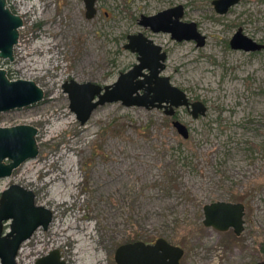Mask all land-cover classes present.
I'll list each match as a JSON object with an SVG mask.
<instances>
[{
  "label": "rangeland",
  "instance_id": "374dc122",
  "mask_svg": "<svg viewBox=\"0 0 264 264\" xmlns=\"http://www.w3.org/2000/svg\"><path fill=\"white\" fill-rule=\"evenodd\" d=\"M211 1L96 0L88 20L82 0H6L23 25L13 62L0 59V69L34 82L44 97L0 114V127L36 128L39 150L0 180V193L21 186L53 214L46 231L21 245L19 264L54 251L65 264H115L116 248L136 237L180 247L179 264H264V50L228 44L238 29L264 42V0H241L223 16ZM179 5L203 47L138 25L141 15ZM137 33L166 54L161 76L207 108L197 119L176 110L187 139L161 110L107 104L83 126L69 110L62 85L113 84L137 62L123 49ZM214 202L244 206L240 236L202 225V208Z\"/></svg>",
  "mask_w": 264,
  "mask_h": 264
},
{
  "label": "water",
  "instance_id": "95a60500",
  "mask_svg": "<svg viewBox=\"0 0 264 264\" xmlns=\"http://www.w3.org/2000/svg\"><path fill=\"white\" fill-rule=\"evenodd\" d=\"M96 0H83L85 18L90 20L96 14ZM240 0H212L214 12L223 16ZM183 7L176 6L152 16L141 15L138 25L153 33H168L176 42L194 41L197 48L204 46L194 23H182ZM22 19L12 13L6 0H0V59L13 62V50L19 38ZM123 49L136 55V63L126 72L120 73L111 85L100 86L73 80L62 85L67 95L69 110L83 126L93 112L107 104L120 103L123 107H137L146 110H161L165 116L173 117L175 110L185 108L193 119L206 114L207 108L201 102H189L185 92L172 86L168 77L161 76L166 54L141 33L127 35ZM234 51L260 52L264 45L242 34L238 29L229 41ZM43 91L32 81L9 80L0 69V114L29 107L43 100ZM172 127L183 139L189 136L187 128L179 121ZM37 129L29 125L0 127V180L11 177L14 170L38 155ZM202 225L223 233L232 230L235 236L244 231V206L241 203L214 202L202 208ZM53 214L37 206L35 194L21 186L12 184L0 193V264H19L17 255L23 243L38 229L46 231ZM7 227V229H5ZM183 249L163 238L153 244L141 241L120 245L114 252L115 264H179ZM36 264H65L56 251L40 258Z\"/></svg>",
  "mask_w": 264,
  "mask_h": 264
},
{
  "label": "flooded vegetation",
  "instance_id": "af4514ba",
  "mask_svg": "<svg viewBox=\"0 0 264 264\" xmlns=\"http://www.w3.org/2000/svg\"><path fill=\"white\" fill-rule=\"evenodd\" d=\"M83 1V0H82ZM241 1V0H240ZM7 3V2H6ZM10 9V8H9ZM11 10V9H10ZM11 12H12V10H11ZM13 13V12H12ZM197 29V28H196ZM198 31V30H197ZM243 34V33H242ZM234 35V34H233ZM232 35V36H233ZM244 35V34H243ZM202 36V35H201ZM204 37V36H203ZM247 37V36H246ZM205 38V37H204ZM249 38V37H248ZM251 39V38H250ZM251 40H253V39H251ZM230 41V40H229ZM254 41V40H253ZM257 44H261V45H264V42L262 43V42H260V41H255ZM229 44V43H228ZM230 48V47H229ZM264 50V49H263ZM262 50V51H263ZM261 52V51H260ZM256 53V52H255ZM170 80V79H169ZM171 83V82H170ZM172 85V84H171ZM173 86V85H172ZM179 89V88H178ZM187 96V95H186ZM188 98V97H187ZM190 102V101H189ZM192 103V102H191ZM187 110V109H186ZM188 111V110H187ZM163 112V111H162ZM189 112V111H188ZM175 113H176V110H175ZM174 117V118H173ZM172 118H173V121H178L177 120V118L175 117V114H174V116H173Z\"/></svg>",
  "mask_w": 264,
  "mask_h": 264
},
{
  "label": "bare ground",
  "instance_id": "6f19581e",
  "mask_svg": "<svg viewBox=\"0 0 264 264\" xmlns=\"http://www.w3.org/2000/svg\"><path fill=\"white\" fill-rule=\"evenodd\" d=\"M8 8H9V7H8ZM24 10H26V11H27V8H25V7H24ZM27 12H29V11H27ZM45 45H46V44H44V45H43V44H41V45H40V47H38V49L42 48V46H45ZM41 64H42V63H41V62H39V64H38V65H41Z\"/></svg>",
  "mask_w": 264,
  "mask_h": 264
},
{
  "label": "trees",
  "instance_id": "16d2710c",
  "mask_svg": "<svg viewBox=\"0 0 264 264\" xmlns=\"http://www.w3.org/2000/svg\"><path fill=\"white\" fill-rule=\"evenodd\" d=\"M7 227H5V229H6ZM133 242H136V241H139V239L136 237V238H134L133 240H132ZM170 243V242H169ZM146 244H148L147 242H146Z\"/></svg>",
  "mask_w": 264,
  "mask_h": 264
}]
</instances>
